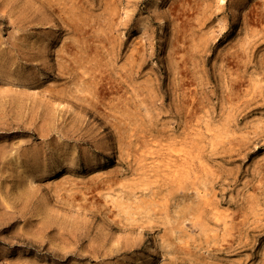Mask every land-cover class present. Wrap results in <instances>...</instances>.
Masks as SVG:
<instances>
[{"label":"rangeland","instance_id":"374dc122","mask_svg":"<svg viewBox=\"0 0 264 264\" xmlns=\"http://www.w3.org/2000/svg\"><path fill=\"white\" fill-rule=\"evenodd\" d=\"M0 264H264V0H0Z\"/></svg>","mask_w":264,"mask_h":264}]
</instances>
